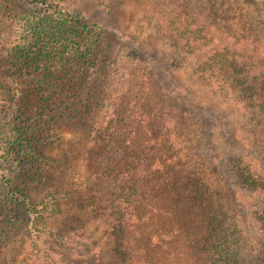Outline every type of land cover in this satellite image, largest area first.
<instances>
[{
    "label": "trees",
    "instance_id": "1",
    "mask_svg": "<svg viewBox=\"0 0 264 264\" xmlns=\"http://www.w3.org/2000/svg\"><path fill=\"white\" fill-rule=\"evenodd\" d=\"M27 1L46 7L43 14L38 13L34 18L30 16L32 23H29L28 29L31 31L34 26L36 29H43L49 37L45 36L46 39L42 41L38 34L37 47L43 49L16 52L11 60L16 68H21L18 79L12 80L20 88L21 99L16 101L8 93V89L4 90L0 84L1 111L6 106L14 108L10 113L7 112L9 117H0V120H7L6 125L9 127V131L2 130L4 134H0V180L7 192V201L28 208L29 224L36 225L44 216L59 213L58 191L39 193L44 186L50 188L49 183L43 182L42 186V180L37 176L42 173L39 163H42L46 155L44 149L39 153L32 146L41 141L40 135L48 126L46 121L40 120L43 116L42 109L47 107V103H54L55 99H59L71 112L79 111V123L88 128L85 145H89L93 152L89 153V158H85L83 155L87 153L82 152L80 161L89 165V191L93 190L94 197H98L101 182L104 190L109 187L106 208L111 219V252L116 255L117 264H165V253L170 254L166 252L165 237L170 239L176 235L184 238V253L189 264H250L245 248H240L242 230L234 222L235 214L231 216L224 211L223 199H228L229 195L225 196L223 191L230 186L253 198L248 203V207H256V253L253 264H264V5H259L253 15L255 18H251L232 16L230 7L220 10L223 9L221 4L229 0H208L210 6L205 9V22L208 24L206 39L214 41L216 35L220 34L225 37L220 40L225 46L220 51L212 49L211 57L212 60H217V65H209L210 60L206 59L201 66H186L199 82L211 78L214 82L221 79L222 88L229 85L233 98L244 101V115L248 117L247 130L248 133L256 130V143L261 152L262 162L257 169V163L246 159L244 153L228 152L226 140L220 135V127L216 126L212 117L192 116L185 110L181 113L182 119H188L183 120H198L191 125L198 128V137L203 138L206 146L210 148L207 160L208 156L215 154V158L211 159L214 176L210 180L204 173L205 169L193 168L195 162H198L194 160L200 157L195 159L189 152L182 154V149L175 148L170 129L165 134L163 129L158 135L152 132L150 123L153 124L160 117L157 115V107L149 108L152 98L148 93L135 101L134 91H131L128 106L135 105L136 102L139 106L113 111L112 98L108 96V91H114V80L120 77L124 80L136 77L135 74H130V69L137 68L130 58L110 62L109 52L99 39L102 34L99 24L86 23L81 17L70 13L52 11L48 0ZM260 1L264 3V0ZM3 4L0 0V36L6 34L9 28H16L19 24L25 27L26 24H22L23 16L19 14L10 17ZM200 10L203 11L202 8ZM173 12L176 16L169 13L167 17H161L163 22L160 30L166 32L171 27L183 25V29L178 30L174 38L181 36L185 39V46L188 48L192 44L189 49L198 51L197 58H203L209 51L193 45L201 39L205 40L199 33L205 26L194 24L193 29L188 31L183 21L184 10L176 9ZM254 19L261 27V31L257 33L254 31ZM19 34L20 31H17L14 38L20 40L17 38ZM32 37L34 38L33 34ZM250 45L255 47L254 54L247 48ZM187 55L185 53V60ZM45 61L47 62L44 63ZM149 76L148 74L143 78ZM147 84L145 81L137 82L136 85L140 87H136L147 90ZM175 84L172 82L170 89L181 92L182 88ZM23 85L27 88L22 87ZM211 85L213 82H210L209 86ZM76 88H79V94L76 93ZM24 98L28 101H24ZM99 100L108 109V115L103 116L97 110ZM143 100L144 106L141 103ZM74 104L76 108L71 109ZM141 107H146V111ZM36 109L42 110V113L36 114ZM20 110L31 115L34 122L31 127L23 121ZM94 127L98 129L97 134L90 135ZM105 131H110L111 137H101ZM23 133L33 139L26 143L22 140ZM88 136H91L90 140H87ZM178 136L182 137L181 134ZM249 142L254 144L251 140ZM163 143L164 147L168 146L175 153H166ZM31 146L32 151L28 150ZM216 159H222L223 166L234 171V183L227 176H222L220 168L215 164ZM76 160L77 158L65 161V157L60 160L50 159L53 161L52 166L60 169V172H64L65 165L74 164ZM207 164L205 161L202 166H208ZM9 170L12 171L8 178ZM19 180L21 185L17 183ZM97 185L100 187L98 191L94 189ZM32 189L38 192L32 193ZM91 201L88 206L94 204ZM91 209L90 207L89 210ZM6 210L5 202L0 201V264L5 259L1 255V248H4L5 237H8L10 230L5 216ZM162 213L168 216V223L172 227L174 223L173 229L167 234L149 231L148 224L153 221V217ZM38 239L37 235L33 241L34 247L38 246ZM63 261L62 259L60 264ZM98 262L100 261L97 256L94 261H90L86 255L81 254L72 255L69 259L70 264Z\"/></svg>",
    "mask_w": 264,
    "mask_h": 264
},
{
    "label": "rangeland",
    "instance_id": "2",
    "mask_svg": "<svg viewBox=\"0 0 264 264\" xmlns=\"http://www.w3.org/2000/svg\"><path fill=\"white\" fill-rule=\"evenodd\" d=\"M1 2H4V10L10 17L19 14L23 16L21 17L22 24L26 23V28L19 24L16 28H9L6 34L0 36V84L3 85L4 90L8 89V93L12 94L17 101V99H21L20 88L12 80L18 79L21 68H16L11 60L16 52L43 49L37 47L38 43L36 42L39 39L38 34L42 41L44 40L47 35L45 31L36 29L35 26L32 27L31 31L28 28H30V16L34 18L38 13L43 14L46 7L27 0H1ZM48 2L51 4L52 11L70 13L73 16L81 17L86 23L99 24L102 27V34L99 35V39L103 47L109 52L110 62L113 60L121 61L123 58H130L133 61L137 69H130V74H135L136 77L125 80L120 77L118 80H114V91L112 93L108 91V96L112 98L114 112L139 106L137 102V105L130 104L128 106L131 101L129 99L132 96L130 95L131 91H134L133 100L135 101L138 100V97H144L148 93L152 98V105L149 108L157 107V115L160 117L155 119L153 124L149 121L152 132L158 135L163 129L165 134L170 129L171 141L176 144L175 148L182 149L183 151L180 152L182 154L189 152L195 159L200 157L194 160L198 162H195L193 168L205 169L204 173L211 180L214 176L211 171V159L215 158V154L208 156L209 159L207 160L206 156L210 148L206 146L203 138L198 137V128L191 125L192 122L197 123L198 120H183L188 118L182 119L183 114L181 113L186 110V113H190L192 116L209 115L214 119L216 126L220 127V135L226 140L228 152L231 154H235V152L244 153L246 159H251L257 163L258 169L259 163L262 162L261 152L256 143V130L254 133H248L246 126L248 117L244 115L246 111L244 101L240 98H233L229 85H224L222 88L221 79L214 82V79L211 78L199 82L196 75L191 70L186 69L187 65L201 66L206 59L210 60L209 65H217V60H212L211 57L212 49L216 48L220 51L225 46L220 41L224 40L225 37L220 34L216 35L214 41L206 39V26L208 24L206 25L205 22V9L210 6L208 0H48ZM259 5H264V3L260 0H229L221 4L223 9H219L224 10L230 7L232 16L255 18L253 15L256 14ZM200 8L203 9L202 12ZM176 9L184 10L183 21H185L188 31L193 29L194 24L205 26V29H200L201 32H199L205 40L201 39L198 41L199 43L194 42L193 45L198 49L209 51L203 58H197L198 51L189 49L192 44L187 48L185 39L181 36L175 39L178 30L183 29V25L171 27L166 32L160 30V25L163 22L161 17H167L169 13L176 16L173 12ZM25 11L28 16H26ZM253 21L255 33L261 31L256 19ZM17 31H20L17 36L20 40L14 38ZM17 44L20 47L16 46ZM247 48L252 54L255 53L253 45ZM185 53H188L186 60L184 59ZM9 67L10 69H8ZM148 74L150 75L148 78H143V76L147 77ZM143 81L150 83L147 84V90L139 89L140 85H136L137 82ZM172 82L176 83L177 87L182 88L181 92L178 90L174 92L173 89H170ZM210 82H213V85L209 86ZM22 87L27 88L25 85ZM79 91V88H76L77 94ZM23 100L28 101L26 98ZM141 103L143 105L144 100ZM13 104L15 103L13 102ZM102 104L103 106H101ZM74 108H76V104L72 105L71 109ZM81 108L84 109L83 106ZM13 109L6 106L1 111L0 103V117H9L10 114L7 115V112L10 113ZM141 109L146 111V107H141ZM42 110L43 116L40 120L46 121L48 126L40 135L39 140L41 139V141L35 142L32 146H35L39 153L44 149L46 157L42 163H39L42 173H38L37 176L42 180L41 185L43 182L49 183L50 188L42 185L44 187L39 193L48 190L58 191L60 211L50 216H44L36 225L29 224L28 208L9 203L7 192L0 180V201H4L7 207L5 216L8 219L10 229L8 237H5L4 248H1V255L5 257L3 264H60L62 259L65 262L63 261L61 264H70L69 259L75 254L86 255L90 261H94V257L97 256L100 261L98 264H117L116 255L114 256V253L111 252V219L106 208L109 187L104 190L105 187H102L101 182V191L98 193V197H94L95 192L89 191L88 188L91 184L89 165L80 161L82 152L87 153L83 155L85 158H89V153L93 152L90 151L89 145H85L88 128L79 123L80 112H71L59 99H55L54 103H47V107ZM42 110L36 109L38 111L36 114L42 113ZM97 110H100L103 116L108 115V109L100 100ZM20 113L23 116V121H26V125L31 127L34 124L31 115L22 110ZM6 121L0 120V134L2 130L9 131ZM90 128L91 126H89ZM97 130L94 127L90 131V135H96ZM27 133L21 134L22 140L26 143L27 140L33 139V137L26 135ZM105 133H102L101 137H111L110 131H105ZM180 134L182 137L178 138ZM90 138L91 136H88L87 140ZM248 139L254 144L251 145ZM32 146L28 150L32 151ZM163 149L166 153L170 151L168 146L164 147V143ZM170 153L175 152L172 150ZM64 157L65 161L75 158L77 160L74 164L65 165L64 172H60V169L52 166L53 161L50 159L60 160ZM205 161L208 166H202ZM223 163L222 159L215 160L222 176H227L234 183L236 177L234 171L223 166ZM11 171L9 170L7 173L8 178ZM200 173L202 172L200 171ZM17 183L22 184L20 180ZM98 188L100 187L97 185V188L94 189L98 191ZM33 192L37 193L38 191L32 189ZM223 194L229 195L228 199L222 198L225 206L224 211L231 216L233 213L235 214L234 222L242 230L240 248H245L249 255V262L253 264L256 253L254 250V246H256V207L255 205L248 207V203L253 198L234 186L225 189ZM90 201L91 204L94 203L92 206H88ZM90 207L91 210H89ZM168 219V216L163 213L162 215H155L153 221L148 224L149 231L156 234H167L174 227V223H172V227L168 223ZM117 231H119L118 227ZM37 235L39 237L38 246L34 247L33 241ZM180 236L176 235L170 239L165 237L166 252H170V254L165 253L167 258L165 264H189L188 257L184 253L186 252V243H184V238ZM190 263L192 264V262Z\"/></svg>",
    "mask_w": 264,
    "mask_h": 264
}]
</instances>
